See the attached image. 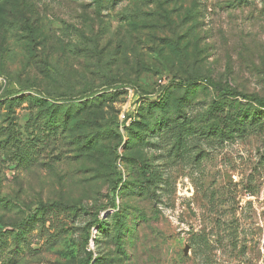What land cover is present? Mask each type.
Masks as SVG:
<instances>
[{"label":"rangeland","instance_id":"374dc122","mask_svg":"<svg viewBox=\"0 0 264 264\" xmlns=\"http://www.w3.org/2000/svg\"><path fill=\"white\" fill-rule=\"evenodd\" d=\"M0 264H264V0H0Z\"/></svg>","mask_w":264,"mask_h":264},{"label":"trees","instance_id":"16d2710c","mask_svg":"<svg viewBox=\"0 0 264 264\" xmlns=\"http://www.w3.org/2000/svg\"><path fill=\"white\" fill-rule=\"evenodd\" d=\"M231 95L233 96H236L235 93H230ZM245 99L247 100H251L253 102H256V103H261V99L257 98V97H254V96H246V95H242Z\"/></svg>","mask_w":264,"mask_h":264}]
</instances>
